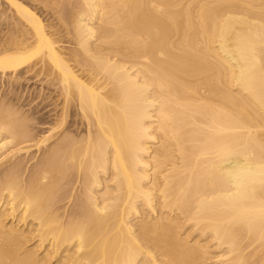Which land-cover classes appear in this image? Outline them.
Instances as JSON below:
<instances>
[{
    "label": "bare ground",
    "instance_id": "1",
    "mask_svg": "<svg viewBox=\"0 0 264 264\" xmlns=\"http://www.w3.org/2000/svg\"><path fill=\"white\" fill-rule=\"evenodd\" d=\"M0 23V84L51 118L34 138L2 90L0 264H264V0H0Z\"/></svg>",
    "mask_w": 264,
    "mask_h": 264
},
{
    "label": "rangeland",
    "instance_id": "2",
    "mask_svg": "<svg viewBox=\"0 0 264 264\" xmlns=\"http://www.w3.org/2000/svg\"><path fill=\"white\" fill-rule=\"evenodd\" d=\"M1 24V23H0ZM0 30H2L1 32H3V28L2 25H0ZM0 32V42L1 39L3 38V33ZM34 80H32L30 83L25 82L26 84L24 85V81H22V83L20 85H24L25 87L22 88H18L19 85L16 84H5L4 86L2 84H0V95L2 93V90L5 91L6 94H8V100L10 99V101L12 102V104L18 108H21V110L26 114L25 116L28 117L29 120H32V122H30V126L33 127L32 132L35 131L34 134V138H39L43 135L46 134V131L48 129H46L45 127L48 126L47 123L50 122L51 118L48 116L47 114V109H44L43 106H45L48 102L47 100L41 98L40 95L38 96L36 94L37 91H39L38 89H40V85L38 84H34L33 82ZM1 83V80H0ZM34 84V85H33ZM27 85V86H26ZM29 85V86H28ZM39 87V88H38ZM2 88V89H1ZM27 88V89H26ZM19 89V90H16ZM34 89V90H33ZM37 89V90H36ZM29 91V92H28ZM23 92V93H22ZM33 92V93H32ZM15 94V96H14ZM17 95V96H16ZM10 97V98H9ZM12 97V98H11ZM20 98V99H19ZM12 99V100H11ZM15 99V100H14ZM17 99V100H16ZM20 100V101H19ZM16 102V103H15ZM19 102V103H18ZM47 102V103H46ZM43 103V104H42ZM45 103V104H44ZM36 106V107H35ZM39 109H38V108ZM38 111H37V110ZM42 109V110H41ZM44 110V111H43ZM36 111V112H35ZM23 113V114H24ZM31 113V114H30ZM45 113V114H44ZM29 114V115H28ZM38 114V115H37ZM40 114V115H39ZM28 115V116H27ZM33 115H35L33 117ZM48 116V117H47ZM31 117V119H30ZM33 117V118H32ZM40 118L39 120H36L37 122H40V124L36 125L33 121L34 118ZM45 120V121H44ZM47 121V122H46ZM32 124V125H31ZM34 124V125H33ZM36 126V127H35ZM39 126V127H37ZM38 128V129H37ZM37 131V132H36ZM35 152V153H34ZM32 151L31 156H27L26 154H23L22 157L20 158L21 160H24L23 162H28L29 161V165H31L34 161H33V155L36 154V151ZM29 157V158H28ZM26 160V161H25Z\"/></svg>",
    "mask_w": 264,
    "mask_h": 264
}]
</instances>
